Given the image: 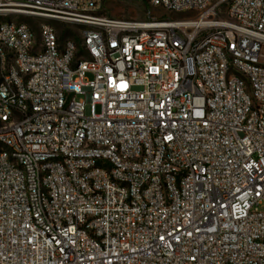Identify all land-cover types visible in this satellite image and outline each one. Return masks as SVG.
I'll return each mask as SVG.
<instances>
[{
  "label": "built area",
  "instance_id": "2783aa9c",
  "mask_svg": "<svg viewBox=\"0 0 264 264\" xmlns=\"http://www.w3.org/2000/svg\"><path fill=\"white\" fill-rule=\"evenodd\" d=\"M104 1L0 0V264H264V0Z\"/></svg>",
  "mask_w": 264,
  "mask_h": 264
},
{
  "label": "rangeland",
  "instance_id": "374dc122",
  "mask_svg": "<svg viewBox=\"0 0 264 264\" xmlns=\"http://www.w3.org/2000/svg\"><path fill=\"white\" fill-rule=\"evenodd\" d=\"M103 12L101 15L108 19L123 20V21H136L145 22L150 20H167L177 19L181 17L179 14L166 13L162 9H153L146 5L142 0H105L103 6ZM27 23L38 33V27L41 22L27 21ZM60 38L63 39H78L79 27L77 26H65L63 24H55ZM39 38V37H38ZM87 80H92L91 75L86 76ZM79 101L84 98H78ZM97 114L100 113V109H96ZM90 105H86V115L90 116Z\"/></svg>",
  "mask_w": 264,
  "mask_h": 264
}]
</instances>
